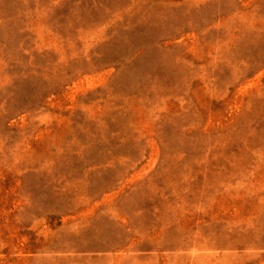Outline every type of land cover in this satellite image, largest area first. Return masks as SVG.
Masks as SVG:
<instances>
[{
	"label": "rangeland",
	"instance_id": "rangeland-1",
	"mask_svg": "<svg viewBox=\"0 0 264 264\" xmlns=\"http://www.w3.org/2000/svg\"><path fill=\"white\" fill-rule=\"evenodd\" d=\"M0 264H264V0H0Z\"/></svg>",
	"mask_w": 264,
	"mask_h": 264
}]
</instances>
